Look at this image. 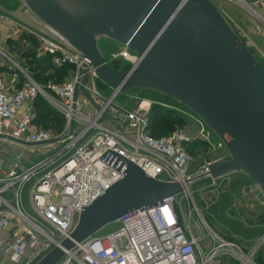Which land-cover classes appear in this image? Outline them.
Masks as SVG:
<instances>
[{"label":"built area","instance_id":"1","mask_svg":"<svg viewBox=\"0 0 264 264\" xmlns=\"http://www.w3.org/2000/svg\"><path fill=\"white\" fill-rule=\"evenodd\" d=\"M212 1L224 14L229 15L224 6L234 4L264 22V0ZM54 35L0 12V233L14 229L13 237L4 240L7 259L17 264L29 250L31 262L68 238L80 212L124 177V169L115 167L116 153L158 181L181 183L184 193L127 214L115 231L77 243L58 264H264V230L246 249L212 230L194 201L189 210L183 205L194 181L210 177L217 185L208 173L210 163L230 159L217 135L194 113V123L153 136L149 110L141 103L130 109L118 105L119 91L106 96L92 62ZM33 42L36 57H50L49 64L57 68L71 67L64 80L39 84L33 79L28 62L18 59ZM136 57L127 47L119 56L132 65ZM38 96L65 115L62 133L36 127ZM213 137L221 149L191 173L196 156L189 147L200 140L211 143ZM10 150L21 152L23 160L35 154L37 159L6 160ZM26 184L25 207L21 192ZM255 186L252 193L264 199Z\"/></svg>","mask_w":264,"mask_h":264},{"label":"water","instance_id":"2","mask_svg":"<svg viewBox=\"0 0 264 264\" xmlns=\"http://www.w3.org/2000/svg\"><path fill=\"white\" fill-rule=\"evenodd\" d=\"M19 1L87 57L114 92L151 90L194 112L230 154V159L208 165L213 179L241 171L248 179L235 182L234 190L241 182L264 191V64L212 0ZM102 38L136 54L129 70L108 62L99 47ZM104 117L121 125L107 113ZM112 154L124 177L80 212L68 238L28 264H58L66 251L109 224L184 193L181 183L158 181L129 159Z\"/></svg>","mask_w":264,"mask_h":264},{"label":"rangeland","instance_id":"3","mask_svg":"<svg viewBox=\"0 0 264 264\" xmlns=\"http://www.w3.org/2000/svg\"><path fill=\"white\" fill-rule=\"evenodd\" d=\"M224 7L227 8V11L229 12V15H224L226 16L230 24L244 40V42L257 57V59L262 64H264V22L256 19V17H254L251 13L234 4H232L231 6L225 5ZM261 11L264 13V10ZM0 12L5 14L7 13L10 17H12V19L21 21L29 25L30 27L38 29L39 31H43L45 35L55 36L54 33H50L48 29H44L45 27H43V25L38 22V20L27 9V7L24 6L19 0H0ZM33 47H35V42L30 44V48L28 50L21 52L22 55L18 57L19 61L24 62L25 60V62H28L29 64V51H33L35 53V48ZM99 47L108 62L112 65L116 64L117 68L125 70L129 65L132 66L129 60L127 61L123 58H119L121 52H123V50L125 49V46L120 45L119 43L111 41L107 38H102L99 41ZM70 69L68 70L67 74L70 72ZM49 73L47 76H50L51 78H49L48 80H58V75H54L52 77V75H50ZM66 76L67 75L65 74L64 79ZM33 79L39 84H45L48 81H46L45 78L41 81H37L34 77ZM97 86L100 91L103 92L106 96L110 95L113 91L107 84H105L101 80H98ZM115 101L118 105H122L126 109H130L132 107V104H139L141 102H144V104L145 102H148V108L150 109L153 102H155L165 105V107L171 109L177 116L181 114L184 115L183 123L181 121L176 122L175 125L169 130L170 132H172L176 128L186 127L187 121H189L190 123L195 122L194 118L196 115L194 114V112L187 109L181 103L177 101L173 102L168 98L162 97L157 92L151 90L134 89L126 93L120 92ZM63 117L64 122L61 124V130L57 131L55 128H42L46 130L53 129L59 133H62L66 125L65 115H63ZM36 127L39 128L41 126L36 124ZM220 149L221 148L216 137L211 138V143L200 140L192 145V150L195 153L196 157L195 162L190 167V172L195 173L197 170H199V168H201L207 161L214 158L215 154ZM12 157L13 159L19 157L21 160V152H16V150L11 151L4 158L6 160H9ZM36 159L37 155L35 154L33 156H26L25 160H23L22 158V161L29 162L30 160L34 161ZM247 179V176L241 171H237L228 176L218 179V183L215 186L212 185V179L210 177L198 179L191 184V195H189L190 198L184 199L183 202L184 207L189 210V208L192 207L194 201L198 207V210L201 212L200 214L205 218L212 230H214L220 236L240 244L246 249L250 245H252L254 241H256V239L264 230L263 197L261 195L260 197H258L257 195L252 193L250 187L252 185L248 183L239 182L236 186V189H233L235 182ZM9 193L10 192H7L6 196L8 198H11L12 195H10ZM11 193L13 192L11 191ZM228 195L229 198H226V196ZM28 196L29 187L27 188V190H25L26 203ZM119 226L120 223L118 221L109 224L101 231H99L98 235L106 236L115 231ZM13 232L14 229H12L11 227L7 231L1 232L4 233V238L2 239L0 237V241L4 242V240L6 241L7 239H11L13 237ZM262 253L260 258L262 261H264V253ZM0 256L4 261V264H10L9 261H7L6 257L1 254ZM24 264L28 263L25 261Z\"/></svg>","mask_w":264,"mask_h":264},{"label":"trees","instance_id":"4","mask_svg":"<svg viewBox=\"0 0 264 264\" xmlns=\"http://www.w3.org/2000/svg\"><path fill=\"white\" fill-rule=\"evenodd\" d=\"M29 66L33 77L37 81L46 79V81L51 78L47 76L49 72L52 77L58 75V80H63L65 74L67 75L69 66L57 68L49 64L50 57L38 58L33 51H29ZM117 68L116 64H113ZM130 65L124 70L130 69ZM120 69V68H119ZM159 94V93H158ZM162 97L168 98L160 94ZM169 100L176 102L170 98ZM36 124L44 128H55L57 131L61 130V124L64 122L63 115L56 110L52 105H50L44 98L38 96L36 99ZM184 115H176L171 109L165 107V105L153 102L149 111L150 118V132L155 137H160L165 134L170 133V129L175 125L176 122H182ZM189 148H192L190 146ZM226 198H229L226 196Z\"/></svg>","mask_w":264,"mask_h":264},{"label":"crops","instance_id":"5","mask_svg":"<svg viewBox=\"0 0 264 264\" xmlns=\"http://www.w3.org/2000/svg\"><path fill=\"white\" fill-rule=\"evenodd\" d=\"M141 104H142V107L144 108V109H146V110H149L150 111V109L148 108V102L146 103L145 102V104H144V102H141ZM143 104H144V106H143ZM146 106V107H145ZM251 187V186H250ZM251 190H252V188H251ZM0 237L3 239L4 238V233H0ZM4 250H5V243L3 242V241H0V254L1 255H3L4 257H6L5 256V254H4ZM29 250H27L26 252H25V256L22 258V260L20 261V262H18L17 264H24L25 263V261L28 263L29 262V259L27 258V255H29ZM263 254V253H262ZM26 257V258H25ZM7 258V257H6ZM2 258H1V256H0V261H2V262H0V264H4V261H3V259L1 260ZM7 261H9V263L10 264H16V263H14V262H12V261H10L9 259H7Z\"/></svg>","mask_w":264,"mask_h":264},{"label":"bare ground","instance_id":"6","mask_svg":"<svg viewBox=\"0 0 264 264\" xmlns=\"http://www.w3.org/2000/svg\"><path fill=\"white\" fill-rule=\"evenodd\" d=\"M251 188L254 190V189H257V187L255 185H252Z\"/></svg>","mask_w":264,"mask_h":264}]
</instances>
